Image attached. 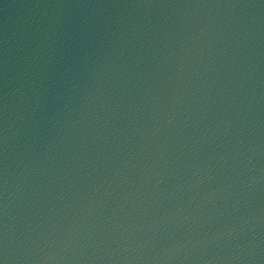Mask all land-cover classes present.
<instances>
[{"label": "water", "instance_id": "water-1", "mask_svg": "<svg viewBox=\"0 0 264 264\" xmlns=\"http://www.w3.org/2000/svg\"><path fill=\"white\" fill-rule=\"evenodd\" d=\"M0 264H264V0H0Z\"/></svg>", "mask_w": 264, "mask_h": 264}]
</instances>
